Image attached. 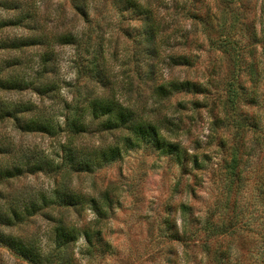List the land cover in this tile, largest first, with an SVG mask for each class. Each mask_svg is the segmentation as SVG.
<instances>
[{
	"label": "clouds",
	"instance_id": "9594fccd",
	"mask_svg": "<svg viewBox=\"0 0 264 264\" xmlns=\"http://www.w3.org/2000/svg\"><path fill=\"white\" fill-rule=\"evenodd\" d=\"M0 264H264V0H0Z\"/></svg>",
	"mask_w": 264,
	"mask_h": 264
}]
</instances>
